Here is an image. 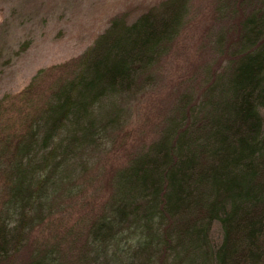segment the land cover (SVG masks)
<instances>
[{
	"label": "trees",
	"instance_id": "16d2710c",
	"mask_svg": "<svg viewBox=\"0 0 264 264\" xmlns=\"http://www.w3.org/2000/svg\"><path fill=\"white\" fill-rule=\"evenodd\" d=\"M188 2L164 0L133 22L115 18L53 91L35 129L6 163L0 156L10 183L0 205V264L63 209L62 196L64 205L75 198L77 169H87L80 149L118 122L119 96L146 86L184 26ZM238 27L230 66L204 86L202 100L183 97L148 149L111 173L110 202L88 225L98 255L106 241L123 264H264V0ZM72 175L77 183L68 182ZM56 247L34 250L25 264H57Z\"/></svg>",
	"mask_w": 264,
	"mask_h": 264
},
{
	"label": "rangeland",
	"instance_id": "374dc122",
	"mask_svg": "<svg viewBox=\"0 0 264 264\" xmlns=\"http://www.w3.org/2000/svg\"><path fill=\"white\" fill-rule=\"evenodd\" d=\"M162 1L0 0V154L5 151L0 156L4 158L3 163L7 162L17 140H23L35 129L38 115L44 113L40 111L46 108L53 91L74 77L79 58L112 21L123 17L133 22ZM233 2L189 0L184 26L152 67L146 86L119 96L116 100L121 107L116 114L118 122L101 127L96 145L80 149L83 152L80 159L87 161V169L83 172L77 169L81 186L79 190H72L75 198L64 205L67 198L62 196L58 201L63 209L50 213L36 225L28 234L26 245L4 264H25L34 250H49L52 245L58 247L57 264H123L112 258L114 248L109 242H104V250L99 255L93 250L95 244L92 245V237L88 235V225L110 202L111 173L148 149L160 136L168 118L184 104L183 97H196L200 102L206 85L212 84L230 66L240 19L260 7L262 0H244L238 5ZM102 108L109 109L106 104ZM3 163L1 206L9 197L10 184L7 165L3 167ZM68 182L77 183L78 178L72 175ZM220 235L219 227L214 225L212 239L219 241ZM119 245L125 249L130 244L125 241ZM171 258L165 261L169 263ZM132 262L129 261L137 263Z\"/></svg>",
	"mask_w": 264,
	"mask_h": 264
}]
</instances>
